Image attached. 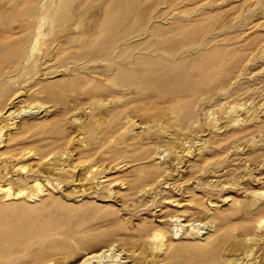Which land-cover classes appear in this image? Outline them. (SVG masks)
<instances>
[{"label":"rangeland","instance_id":"1","mask_svg":"<svg viewBox=\"0 0 264 264\" xmlns=\"http://www.w3.org/2000/svg\"><path fill=\"white\" fill-rule=\"evenodd\" d=\"M260 2L0 0V264H264Z\"/></svg>","mask_w":264,"mask_h":264},{"label":"bare ground","instance_id":"2","mask_svg":"<svg viewBox=\"0 0 264 264\" xmlns=\"http://www.w3.org/2000/svg\"><path fill=\"white\" fill-rule=\"evenodd\" d=\"M260 4L261 5H264V0H261V2H260ZM33 186H35V188H36V193H34V194H30V195H28L27 197H33V196H37V195H39V194H42L44 191V189H43V186H41L40 185V183H37V181L34 183V185ZM0 191H3L4 193H5V195L8 197V196H10L11 195V188H10V186H5V187H0ZM26 192V191H25ZM24 192V190H19L18 192H17V195H21V194H24L25 193ZM260 224H262V222L260 223ZM154 238H156V239H162V235H160V234H156V235H154ZM106 251V250H105ZM105 251L103 250L102 252H98V253H90V254H88V255H86L85 257H84V259H83V261L80 263V264H93L92 262L93 261H96V260H98L99 261V264H101V260H100V258L103 256V255H105L104 253H105ZM108 256V255H107ZM107 259V258H106ZM109 259V258H108Z\"/></svg>","mask_w":264,"mask_h":264}]
</instances>
